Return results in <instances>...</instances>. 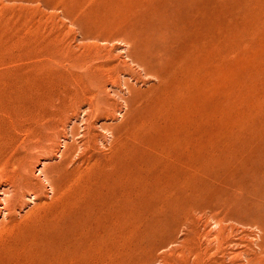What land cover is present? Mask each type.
<instances>
[{
  "label": "bare ground",
  "instance_id": "obj_1",
  "mask_svg": "<svg viewBox=\"0 0 264 264\" xmlns=\"http://www.w3.org/2000/svg\"><path fill=\"white\" fill-rule=\"evenodd\" d=\"M23 1L34 3V6L36 4L34 10L39 11L28 18L25 16L20 21V25L26 28L25 37L12 41L14 44L19 45L21 43L23 46H27V48L25 47L27 51L18 56H13L12 59H7L4 57L5 54L3 56L0 54V122L3 117H7L10 124L12 123L8 125L6 130L0 132V141L6 139L5 141L8 142L10 140L9 143L4 142V140V143H0V173L5 174L4 178H7L5 176H8L9 169H14L16 164H20L18 163L21 161L19 150L22 146H24L23 149L30 150L34 147H40L46 139L47 133L58 129L59 126L63 127L65 121L67 122L68 117L63 116L64 109L67 107V99L63 100L61 99L62 96L59 97V95L57 97L56 92L50 96L44 94L47 97H43V95H33L30 90L27 94L29 96H26L22 102V97L18 95V91L21 89L20 81L17 82L19 78L13 79L11 77L15 76L16 73H31L32 75L41 71L42 67L40 68L39 61L46 57L40 55L41 51L37 54L39 48L37 53L31 52V49L32 47L36 50L37 47L57 46L60 43L58 40L60 36L56 33L58 28L63 27H59L60 19L69 20L70 26L76 25L79 30L80 27L89 26L88 29H91L92 32L87 30L88 32L81 33L86 38V42L89 39L98 43L115 40L123 42L125 46L127 45L126 56L132 60L131 62L135 61L134 57L129 55L131 45L135 44L143 53H149V50L152 49V43L157 40L156 43L160 49L156 54L159 60L156 74L161 80L157 85L162 83L159 88L163 87L166 95H164L165 97L155 96L157 98L155 100V97L153 98L152 108H150L151 106L149 109L146 107V111L137 115L134 124L131 123V127L126 129L125 135L123 134L124 138L121 139V143L113 146L105 161L98 158V160L94 159L91 155L86 156L85 153L81 152L86 158L81 162H76L70 156L72 148L68 147L58 165L56 178H52L47 173L48 168L43 169V179L50 186L54 201L44 206L48 210L43 207L47 213H44L45 217L40 220L41 230L38 229L37 237L35 236V239L23 249V255L19 258H17L18 256L16 258L6 257L3 264H103L105 256L117 249L114 242L124 235L123 226L125 225L127 229L131 227L136 220L135 217L139 218L136 216L139 213L137 211L142 209L151 213L150 221L153 222V215L157 212L161 215L156 224L163 226V223L166 222L168 226L167 228L164 223L166 229L171 228L174 231L179 228L185 232V241L183 242L185 254L189 257L193 256V262L195 261L196 264H235L236 261L233 260L231 262L220 260L226 255L228 257L229 248L237 249L231 253L236 259L242 255L244 257L251 256L252 246L248 239L252 235L250 230L255 229L264 234V138L261 133L264 132L262 130L264 128L257 124V119L254 120L253 112V116H251L250 112L255 110V108L252 109L253 105H251L250 109L252 110L247 109L249 112L247 120L250 122L253 118L256 123L251 122L250 125L245 122L250 126L253 125L252 131L248 129L249 126L248 128L245 126L244 122L234 119L241 123L239 126L244 131H246L245 129L249 130L248 132L251 131L250 136L241 138L239 136L240 127V130L228 131L233 125L232 121L231 125L228 123L230 119L227 117L228 111L232 107L227 108V111L222 110L223 107L218 102L224 100V93L226 99L231 95L229 92L232 91L231 88V90L224 88L223 96L220 94L223 100L218 98L220 96L218 94L219 100L213 97L218 101L204 102L209 95L210 98L217 95L219 85L213 78L218 76L220 72L225 80H223V86H227L232 80L229 74L230 72L233 73L232 70H229L231 66L230 56L233 54L231 53L232 30L223 26L221 19L229 17L231 13H241V11L235 9L236 11L231 12L229 1H227L226 10L218 12L217 16L210 22L211 32H206L203 35L201 32V0ZM24 4L26 3L24 2ZM242 4L244 3L242 2ZM231 5L233 6V4ZM214 6L218 8L216 5ZM247 8L249 9V7ZM48 10H51L52 13H46ZM227 11L231 13L229 14ZM32 12L28 15H32ZM239 13L237 15L241 16ZM243 13L244 16L245 13ZM243 16H241L242 19L246 17V15ZM243 27L245 26L243 25ZM3 40L5 39L3 38ZM238 44L241 43L238 42ZM103 49L102 46L99 47L98 45L85 46L82 54L69 56L67 53L66 56L64 55L65 57L55 61L59 64L67 63L72 69H82L85 75L89 74L87 76L102 79L106 73L110 74V67L113 65L103 61L105 57ZM41 62L44 63V60ZM89 63H95V65L90 67ZM246 66L249 68V65L246 64ZM234 67L236 68V66ZM261 67L262 65L260 66L262 71ZM248 68L246 67V69ZM237 71L235 70L236 73ZM238 74L241 75L240 72ZM240 75L238 76L242 77ZM79 76L77 77L85 79L82 75ZM207 77L212 78L209 81L206 80L209 82V87L205 85V89L200 91V84ZM108 78L110 79V77ZM235 78L233 77V79ZM112 80L110 79V81ZM73 82L77 85L78 81L75 82L73 79ZM44 84L47 85L45 82ZM255 85L257 86V83ZM87 86L86 84L84 87L79 85L81 92L78 91L77 87L78 90L75 89V92L72 90L71 96H68L71 103L78 101L80 104L81 101L88 100L86 99L88 89L85 88ZM242 86L241 83V88ZM261 86L263 87V85ZM261 86H259L260 89ZM259 87H257V91ZM252 88L250 89L248 86L246 87L247 90L243 88L244 91H240L241 93L247 91L248 94H251L250 92H254V90L250 91ZM246 93L245 95L249 99ZM235 95L237 96V93ZM240 95V98L245 96ZM225 100L221 103L224 107H228L229 101H226L227 104ZM242 101L244 102V100ZM173 103L175 104L173 105ZM236 103L234 106H239ZM250 103L246 104L249 105ZM230 106H232L231 103ZM90 108L93 109L92 104ZM209 108L210 113L207 114L205 111ZM236 108L233 111L239 114L235 115V112L232 114L239 116V118L243 117L246 111L241 109L239 112ZM263 109L261 111H264ZM231 112H229L230 115ZM242 112H244L243 115ZM256 113L255 115H257ZM246 114L244 118H246ZM222 117H225L226 123L221 121ZM244 118L243 120H246ZM262 119L260 118V120ZM13 121L15 125H13ZM220 121L224 122V125L220 126ZM212 123L222 128L225 126V128L220 130L219 127L218 130ZM228 124L230 127H227ZM237 126L234 125V127ZM86 127L90 130V124ZM232 131L239 132L236 133V136H239L238 142L241 141L240 143L231 142L230 139L235 137V132ZM12 132L15 133V138H12ZM88 132L90 133V131ZM244 133L243 135H245ZM19 137H23L21 143L18 142ZM90 146H92L91 140H88L85 147ZM60 155L62 156V154ZM13 171H16L11 176L13 191L16 187H21V190L29 189L30 182L17 174V168ZM49 172L51 171L49 170ZM3 207L6 206L3 205ZM122 221H125V224L121 223ZM141 222L144 223V221ZM211 222L216 226L215 231L209 230L204 233L203 229H206ZM254 232L256 231H253V236ZM202 237L207 238L206 248H204L205 246L202 248L199 244ZM205 238L203 239L205 240ZM257 238L255 239L258 240ZM257 242L258 244L255 243V245L257 247L260 245L262 249L258 248L262 252L259 251L264 255V242ZM18 248L21 247L18 245ZM217 255L221 257L218 259ZM2 260L4 259L2 258ZM260 261L261 264H264V256L260 258Z\"/></svg>",
  "mask_w": 264,
  "mask_h": 264
},
{
  "label": "rangeland",
  "instance_id": "obj_2",
  "mask_svg": "<svg viewBox=\"0 0 264 264\" xmlns=\"http://www.w3.org/2000/svg\"><path fill=\"white\" fill-rule=\"evenodd\" d=\"M227 1H229L231 12H234V10L237 9V11H241V13L238 12L239 14H241V16H243L242 13L244 11H245L244 12L245 14L243 13L244 14L243 17H245V15H246V17L242 19V17L240 15H237L238 14L237 12L236 13L234 12L232 14L230 11H227L229 14L231 13L232 16L230 14L229 17L221 19L222 20L221 24L223 26L227 27L228 30H232L231 41H233V42H231V46H232V52L231 53H233V54H231V56H230L231 66L229 67L230 68L229 70L230 71L232 70V72H233V73H231L229 71L230 72L229 73L230 78L232 80H231V82H229V84H227V86H223L225 80H224L222 73L220 72L221 74L219 73L218 76H216V77H218V79H216V77L213 78L217 82V84L219 85V90L217 91L218 93H216L217 95L211 96V98L209 95V97H207L204 102L206 103V102H210V101H216L218 98L222 99L223 97L225 100L226 96H225V93L223 90H225L227 88H229L228 90L232 89V91H229V92H231V95L228 93L230 96H228V98L225 100V103H227L229 101V105H227L228 107L225 106L226 109L221 103L224 101L223 99H222L223 101L220 100V102H218L220 104V106L223 107L222 110L227 111V108H229V107H232V108L234 107L233 108V110H234L237 107L236 110L238 109L237 111H239V112L241 111V109H243L244 112L246 111L245 113L242 112L241 113L242 115H243V113H244V115L246 113L247 114H246V118H244L245 117L244 115H243V117L240 115L241 118H239V116H235L239 113L231 110L232 108H230V111H232V112L230 115L229 114L230 111H228L227 117H229V119H230V122L228 120V123L231 125V121H232L233 125L231 127L229 124L227 125V127L228 126L230 127L228 129V131L239 129V127H240L239 125L241 123L236 122L235 120H237V119H239L238 121H240L242 123L244 122V124H245V126H247V128L249 126V128H248L249 130H251L253 127V125L252 126H250V125L254 122L256 123V121H257V124L259 126H262L264 128V124H263V122H264V111H261V109L264 108V107H262V106H264V96L262 98V95H264V66H263L264 65V63H263V61H264V21H263L264 20L263 19V16H264L263 15L264 14V7H263L264 6V0H260V1L258 0L259 2L257 0H253V1L239 0L240 3L238 2V0H201V9H202V18H201L202 29H201V32L203 35H205L206 32H211L212 29L209 26L210 22L214 19L215 16H217L218 12H224L226 10ZM248 1H250L251 3ZM24 2L26 4H24ZM242 2L245 5L242 4ZM247 3H248V5L246 6ZM30 4H32V5L30 6ZM231 4H233V6ZM214 5H216L218 8H216ZM252 5H253V7H252ZM36 6H37L36 4L34 6V3H30V2L27 3V1H23V0H19V1L18 0H16V1H14V0L13 1H11V0H9V1L8 0H0V48H1L0 54H1V56H3V54H5L4 57H6L7 59H12L13 56H18V55H20V53H24L27 51V49H26L27 46H23V44H21V43L19 45L14 44L12 41L17 40V38H20V37H22V38L25 37L24 32L26 31V28L25 27L23 28V26L20 25V21H22V19H24L25 16L28 18L30 16H33L34 14H37V12H39V11H37V9L34 10L36 8ZM20 7H21V10H20ZM247 7H249L250 10ZM25 8H28V9H25ZM29 8H30V10H29ZM25 10H29V11H25ZM32 10H33V12H32ZM24 11H25V14H24ZM262 11H263V13H262ZM31 12H32V15H28ZM48 12L52 13L51 10H48L46 13H48ZM255 16H256V18H255ZM261 19H262L263 23H262V21H259ZM168 20H170V18H168ZM66 22H68V23H66ZM70 24L71 23L69 22V20H66L64 18L60 19L59 27H61V26H63V27L58 28V30H56V33H58L57 35L60 36V37H58V40L60 43L57 46L50 45L47 48L46 47H43V48L37 47L36 50L34 49V47H32V49L30 47L31 52H33V53H37V49L39 48V50H38L39 52L37 54H39L41 51L40 55L42 54L43 57H46V58L42 59V60H44V63L41 62L42 61L41 59L39 61L41 64L40 68L42 67L40 70L42 72L41 71L37 72V73L35 72L32 75H31V73L30 74H27V73L26 74H24V73L17 74L16 73L15 76L14 75L11 76L13 79H15V77L19 78L17 82L20 81L19 86L21 89H19L18 95L22 97L21 98L22 102L24 101L26 96H29L27 94L29 93L30 90L32 91L33 95H36V94L38 96L43 95V97L44 96L45 97L50 96L51 94H54V92H56L57 94L55 93V95L57 97L59 95V97L62 96L61 99H63V100L67 99L66 100L67 107L64 109L65 111H64L63 116L64 117L66 116L65 118H67V117L68 118L66 119L67 122L65 121V124L63 127L59 126L58 129H56V130L54 129L53 131H50L49 133H47L46 139L43 141V144L40 147H38V148L34 147L31 150L30 149H23L24 146H22L20 148L19 153L21 155L20 156L21 161H18V163H20L21 166H19L20 167L19 168L18 165H20V164H16L14 169L17 168V174H19L23 179L25 178L30 182V188L29 189L24 188L25 190L24 189L21 190V187H16L17 189L15 188V190L13 191L14 187L11 184V183H13L11 176H13V174L16 172V171L15 172L13 171L14 170L13 168L9 169L8 172L9 171L10 172L8 173V176H5L8 179L4 178L5 174L3 175V173H0V254H1L0 255V263L1 264L4 263L6 257L16 258L18 256L17 258H19L23 255V253H24L23 249H25V247L27 246V244H29V242L31 243L32 240L35 239V236L37 237L36 234L38 233V229L41 230L40 229L41 227L39 226L41 223L40 220H43V218L45 217L44 213H47L46 210H48L44 206L49 204V203H52L54 201L53 193L50 191L51 188L46 183V181L43 179V177H44L43 169L46 170L48 168L46 170L47 173L52 178H56V176H57L56 172H57L58 165L61 163L63 156H64L63 154H65L66 149L68 147L72 148V152H71L70 156H71V158L73 157L74 161H76V162H81L82 160H84L86 158V156H89V155L94 157V159L98 158L99 160L101 159V160L105 161L106 158L108 157V155H110V152L113 149V146L115 144L121 143V141L124 138L126 129L129 128L130 125L134 124L133 122H135L134 119L136 120L137 115L140 113H143V111H146L147 109H149L150 106H151L150 108H152V106H153L152 102H154V100L157 97H165L164 95H166L164 88L163 87L159 88L162 86V83H160L159 86L157 85L161 81L157 77V74H156V71L159 67V64H158L159 60L157 59L156 54H157V51L160 49L158 43H156L157 40L154 43H152L153 44L152 49L149 50V53L148 52L143 53L142 51H140L138 49L139 47L136 46L135 44L131 45V48H129L130 49L129 55L133 56L134 60H135V61L131 62L132 60L126 56L127 45L125 46V44L123 42L115 40V41H110V42H99L98 43V42L92 40L93 43H91L92 42V41H90L91 39H89V40L87 39L88 41L86 42V38H84V36L82 34L85 31L86 32H88V31L92 32L91 29H88L90 27L89 26H87V27L83 26L84 28L80 27V30L83 28L81 30L82 31L81 32L79 30V28H77L76 25L70 26ZM243 25L245 27H243ZM64 36H66V37H64ZM3 38L5 40H3ZM238 42L241 44H238ZM7 43H9L10 45ZM82 43H84V44H82ZM236 43H237V45H236ZM243 43H245V44H243ZM65 45H66V47H65ZM93 45H98L99 47L102 46V49L105 48V49H103V53L105 54L103 61L109 62V63H111V65L113 64L116 67L115 68L112 65L110 67L111 70L109 71L110 74L106 73V75H108V76L103 75L102 79L101 78L99 79L98 77L87 76L89 74L85 75L82 69H72L69 67V65L67 63L59 64V63H56V61H55L59 58L65 57L67 55V53L69 56L80 55L83 53L85 46L93 47ZM7 46H10V47L8 48ZM245 46H246V48H245ZM243 47H244V49H243ZM3 48H4V50H3ZM58 48H61V49H58ZM78 48H80V49H78ZM240 48H241V50H240ZM40 49H42V50H40ZM112 49H113V51H112ZM61 50H64V51H61ZM235 50H236V52H235ZM65 51H67V52H65ZM107 52L109 53L108 55L106 54ZM91 54H93V53H91ZM50 56H51V58H50ZM112 58H114V59H112ZM49 59H51V60H49ZM245 59H246V61H245ZM247 59L249 60L248 61L249 63L247 62ZM235 62H236V64H235ZM95 63H91V64L89 63V66L91 67L93 64L95 65ZM139 64L142 67L143 66L144 67L142 68ZM246 64L249 65V68H248V66H246L248 69H246V67H245ZM232 65H233V67H232ZM261 65H262V67H261L262 71L260 69ZM234 66H236L237 69ZM113 69H114V72H113ZM235 70H238L237 73L235 72ZM238 72H240L241 75L238 74ZM258 72H259V74H258ZM20 74H22V75H20ZM79 75H82V77L85 79L79 78L80 77ZM233 75H235V76H233ZM238 75H240L242 77H239ZM77 76H79V77H77ZM34 77H35V79H34ZM108 77H110V79L111 80L113 79V80L110 81V79ZM233 77L238 78V79L235 78L237 81L235 79H233ZM20 78H22L24 80L22 81V79H20ZM73 79L75 82L78 81L79 84H78V82H77V85L74 84ZM79 79H81V80H79ZM211 79L212 78L209 79L208 77L206 79L204 78L202 80V83L200 84L201 86L199 85L200 86L199 90L200 91H201V89L204 90L205 85L207 87H209L208 86L209 82H207V81H209ZM228 79H229V76H228ZM241 79L243 80V82H241L242 81ZM114 80H116V81H114ZM28 81H29V83H28ZM221 81L223 82L222 84H221ZM44 82L47 83V85L44 84ZM54 82H55V84H54ZM249 82H250V84H249ZM38 83H39V85H38ZM72 83L74 84V86ZM241 83L243 84L242 88H241ZM255 83H257V86L255 85ZM85 84H86V86L88 85L87 87H85L88 89V90L86 89L88 91L87 92L88 95H87L86 99H88V100L81 101L80 104H78V101L71 103V99H69V97L71 96L72 90H73V92H75L74 91L75 89L76 90L79 89L78 91L81 92V90H80L81 86L79 87V85H83V87H84ZM247 84H249V85H247ZM238 85H240V86L238 87ZM252 85H255V86H252ZM261 85H263V87ZM244 86H246V87L249 86L250 89L253 87L252 90H250V91L254 90V92H250L248 90L251 94H248L247 91H246L247 93L245 92L247 94V96L249 97V99L246 97L244 92L241 93V91L248 89V88L246 89V87H244ZM259 86H261V89ZM254 87H256V89H254ZM257 87H259L258 91H257ZM243 88H244V90H243ZM67 89H68V91H67ZM34 90H35V92H34ZM237 90H238V92H236ZM65 91H67V92H65ZM161 91H163V92L161 93ZM262 92H263V94H262ZM67 93H68V95H67ZM223 93H224V96L222 95ZM236 93H237V96L235 95ZM44 94H46V95L48 94V95L46 96ZM64 94L67 95V98H65L66 95H64ZM218 94L219 95L221 94L223 97L221 95L219 96ZM239 94H241L240 96L245 95L244 97H246L248 100V102H246L247 104L250 103V101H251V103L249 104L250 106L245 103V101H247V100H245L246 98L245 99H244V97L240 98ZM253 94L258 96L257 99L259 98V100H258L259 103L256 99V96H254ZM234 95L237 98L238 97L239 98L236 100L233 99V98H236ZM155 96H157V97H155ZM217 96H219V97L217 98ZM232 96H233V98H232ZM213 97H216L217 99H215ZM153 98H154V100H153ZM239 99H240V101H239ZM241 100H244V102L242 101L243 102L242 103ZM252 100H255L256 102L252 101ZM233 101L235 103L237 101L236 104H238L240 107L234 106L235 103ZM238 101L240 102V104ZM260 101L263 102L262 103L263 105L261 104ZM90 102L93 106V109L90 108V105H91V104L89 105ZM175 103H173V105ZM230 103L232 106H230ZM256 103H258V104H256ZM73 105L76 107H74ZM244 105H246V106H244ZM251 105H253L252 109L255 108L254 111L257 112L256 113L257 115L262 113L258 116L259 119L257 118V115H255V112L252 109H250V107H252ZM259 105H261V106H259ZM146 107H147V109H146ZM247 109H249V111L252 110L250 112V114H251V116L254 115V120L257 119L256 121H254L253 118L251 119L252 121H250V122L247 120L248 119L247 115L249 114ZM75 111H76V113H75ZM209 111H210V108H209V110H206L205 112L207 114H209L210 113ZM232 113H234L235 115ZM218 118H220V117H218ZM243 118L246 120H243ZM260 118L261 119L263 118L262 119L263 121L260 120ZM6 119H8V118L3 117V119H1L0 132L6 130L8 125L10 124V120L8 119L6 121ZM221 121L225 122V117L224 118L222 117ZM233 121H235L236 123ZM245 121L247 123H249L250 125L247 124ZM224 122H221L220 126L224 125ZM88 124H90V130H88V127H86V125L88 126ZM217 124H219V122H217ZM235 124L238 126L234 127ZM13 125H15V122L13 123ZM213 125H215V124H213ZM203 126L206 127L205 125H203ZM215 126H216L215 128L219 130L220 126L219 127L217 125H215ZM204 127H202V128H204ZM221 128L222 127H220V130H223V128H225V126L222 129ZM231 128H234V129H231ZM240 129L239 130L241 132L240 133L238 131L237 132L239 133V136L241 138L242 137L245 138V137L250 136V133L252 130L250 132H248L249 130L247 131V129H245L247 131V133H246V131H244L241 127H240ZM262 130L264 131V129H262ZM86 131H87L88 135L85 134ZM88 131H90V133ZM242 131L245 132L244 133L245 135H243ZM234 132H235V137L233 139H230V140H232L231 142L240 143L241 141L238 142L239 136L238 135L236 136L237 132L236 131H234ZM241 133L243 136L240 135ZM261 133L263 134V138H264V132H261ZM2 134H4V133H2ZM11 136H12V138H15V133L12 132ZM241 138H240V140H241ZM22 139H23V137H19L18 142L21 143ZM3 140H4V142H7V141H5L6 139H3ZM3 140H1L0 143H2ZM16 140H17V137H16ZM88 140H91L92 146L86 148L85 143ZM9 142H10V140L7 143H9ZM66 144H67V146H66ZM83 147H85V148H83ZM81 152L85 153L86 156H83ZM60 154H62V156ZM95 156H96V158H95ZM59 157H60V159H59ZM49 170L51 172H49ZM10 174H12V175H10ZM5 179H7V180H5ZM31 190L32 191L34 190V191L32 192ZM5 192H7V193H5ZM5 202H6V204H5ZM3 205L6 207H3ZM43 207L46 208V210ZM3 209H5V210H3ZM137 212H139V213H137ZM137 212H136L137 214L136 213H134V214H136V216H138L139 218L135 217V219H136L135 222L128 229L125 228V225L123 226V228H124L123 234L124 235L121 236L120 239H117V241L114 242V244L117 246V249L112 251L111 253H109L110 255L105 256V258H104L105 261H103V264L104 263L105 264H196V263H194L195 261L193 262V259H194L193 256L189 257L188 255L185 254V251H184L185 247H184L183 242L185 241L184 239H185L186 234L184 231H181L179 228H177L179 231L176 229H175L176 231L175 230L173 231L171 228L166 229V227L168 228L166 222H164L166 227L164 226V223H163V226H162V224L161 225L156 224L157 223L156 221L160 218V215H161L157 212L153 215V219H152L153 222L150 221L151 217H152L150 212H147L145 209L139 210ZM146 214H147V216H146ZM144 215L146 218L143 217ZM148 216H150V217H148ZM146 220H147V222H146ZM141 221H144V223H142ZM137 222H139V223H137ZM121 223L125 224V221H122ZM148 226H150V227H148ZM147 227H148V230H147ZM201 229H203V227H201ZM215 229H216L215 224L213 222H211V224L208 225V227L206 229H203V232L205 233L209 230L215 231ZM128 230L129 231L131 230V231L127 232ZM253 231H256V232H254V236H253ZM250 232L252 233V235H250V236L254 237V238H252L249 236V238H248L249 242H251V246H252V250L250 251V254L252 253L251 256L249 255V257L248 256L244 257V255H242L243 257L242 256L239 257L240 259L239 258L236 259L234 257V255L231 253H233L234 251H237V249H232V248L230 249L229 248L228 249V257H227V255L225 257H221L220 255H217V258L219 259L221 257L220 260L225 261V262H231L233 260V261H236L235 264H259V263L261 264L262 262L261 261L259 262V260L264 255L261 254L259 251L262 249L260 247V245L258 247H260L261 249L258 248L256 245L258 244L257 241L264 242V239H263L264 237H262V236H264V234L258 232L255 229H253V230L251 229ZM125 233H127V234L125 235ZM173 234H174V236H173ZM257 237H259V238H257ZM22 238H24V239H22ZM203 238H205V237H202L200 239L199 244L201 245V247L205 246L204 248H206L208 241H207V238H205V240ZM255 238H257L258 240H256ZM261 238H262V240H261ZM175 239H177V240H175ZM202 242H204V243L202 244ZM6 243H8L9 245ZM255 243H256V245H255ZM18 245H19V247H21L20 249L18 248ZM4 246H6V247H4ZM14 247H17L19 251L17 250V248H14ZM15 249H16V251H15ZM261 252H262V250H261ZM232 257H234V258H232ZM2 258L4 260H2Z\"/></svg>",
  "mask_w": 264,
  "mask_h": 264
}]
</instances>
